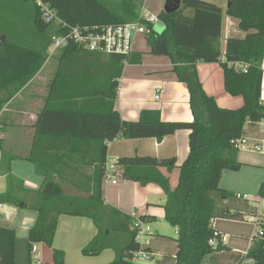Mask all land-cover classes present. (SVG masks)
Returning a JSON list of instances; mask_svg holds the SVG:
<instances>
[{
	"label": "trees",
	"instance_id": "trees-1",
	"mask_svg": "<svg viewBox=\"0 0 264 264\" xmlns=\"http://www.w3.org/2000/svg\"><path fill=\"white\" fill-rule=\"evenodd\" d=\"M58 17L70 26L119 25L138 17V0H46ZM189 15H185V11ZM226 15L237 22L242 38H228L221 48L222 10L202 0H182L179 10L158 15L163 24L153 26L146 36L149 53L166 56L179 82L189 93L193 115L190 123L165 122L159 111L143 110L136 121L121 120L114 108L118 79L123 66L140 64L141 55L106 56L69 45L58 52L59 67L45 104L39 111L31 151L23 157L32 163L42 183L37 191H27L10 174L6 162L8 190L0 194V205L10 204L37 214L28 231L29 247L41 244L52 248L60 216L87 218L96 228L95 237L81 250L83 256L114 252L107 264H135L133 254L134 219L109 207L102 193L107 144L116 138L158 141L179 130L189 131V153L179 168L177 185L158 170L168 171L175 160L152 157L122 158L116 161L124 180L141 186L154 184L165 196L164 220L177 228L175 264H203L206 257L230 250L213 238L212 220L241 221L248 214L247 201L219 187L225 171L237 172L238 150L232 141L243 137L244 127L264 119L261 85L264 78V0H230ZM49 26L40 21L34 0H0V114L7 102L28 84L48 59ZM106 60V61H105ZM107 68L104 85L92 78L95 66ZM198 63H217L223 71V88L231 97H241L238 109L220 108L206 95L198 79ZM234 64L247 65L246 72ZM87 70L89 72L86 77ZM83 84H88L87 90ZM1 130V129H0ZM1 142V140H0ZM3 157V156H2ZM73 194H67L65 187ZM257 195L264 198V179ZM236 202V203H234ZM233 207L234 209H232ZM139 220L146 221L145 217ZM151 219V218H150ZM15 232L0 226V264H15ZM247 257L264 264V250L254 245ZM242 255L231 252V263ZM51 264H64V253L53 250Z\"/></svg>",
	"mask_w": 264,
	"mask_h": 264
},
{
	"label": "crops",
	"instance_id": "crops-1",
	"mask_svg": "<svg viewBox=\"0 0 264 264\" xmlns=\"http://www.w3.org/2000/svg\"><path fill=\"white\" fill-rule=\"evenodd\" d=\"M202 1L216 5L211 0ZM217 7L222 10L220 44L221 48H223L229 36L234 35L236 38H242L244 35L240 33L235 23L236 21L226 15L227 5L224 9L220 6ZM137 37L135 38L134 45ZM58 52L53 56L48 55V59L38 74L17 92L1 111L0 129H3L1 119L4 118L5 121L21 126L19 133L24 134V137L23 140L20 139L19 143L14 142L15 144L12 146L9 143V145L6 146L5 134L0 133V194H4L8 190L6 162L1 159L4 157L7 159L6 154L8 153L16 157L10 162V174L12 177L20 181L23 188L27 191H37L41 186V176L39 177L38 174V177L36 176L33 172L34 167L32 168V163L25 160L23 157L28 155L31 151L34 128L37 126L36 121L39 117L38 114L45 104L49 86L59 67L60 61ZM145 53H149L148 47ZM137 54L141 55L138 51L133 50L131 55H133L132 57L134 58ZM95 68L96 72L93 73L92 78L96 80V85L93 86H97L100 83L104 85V80H107V68L103 63L97 64ZM172 70L173 66L168 58L158 57L146 59L141 55L140 64L126 63L118 79L114 102V108L119 113L121 120L133 122L138 120L141 111L155 110L159 111L161 119L165 122H192L193 115L189 105L188 90L183 83L178 81ZM262 70L264 72V60L262 62ZM196 71L204 93L213 97L220 108L238 109L242 106L243 101L241 97H231L224 91L223 71L219 64L198 63L196 65ZM89 72L91 73V70H87L86 77L84 78H88ZM83 86H85L84 89L87 90L88 84H83ZM261 102L264 106V78L261 85ZM243 137L247 138L252 143L262 141L263 134L261 123L246 125L244 127ZM22 143H25V146H23ZM14 152L16 154H14ZM188 153L189 131L179 130L172 135L164 137L160 141L154 138L131 140L116 138L107 144L106 161H117L122 158H132L136 156L152 157L157 160L174 159L175 164L171 171H168L165 167L158 169L163 176L169 179L170 187L174 189L178 181L179 168L186 160ZM261 167L264 169V165ZM33 173L35 175H33ZM65 191L70 195L74 193L73 189L69 186L65 187ZM102 193L103 199L109 207L118 210L134 220L139 217H145L146 221L144 222L150 226L151 230L152 223H156L159 219L164 220L163 205L165 203V196L161 189L154 184L141 186L136 182L124 180L119 170V175L116 176V184L112 185L104 181L102 182ZM36 218L37 214L31 210L20 209L10 204H4L0 207V226L10 228L15 232V264H32L33 260L36 261L37 264H51L54 249L64 253V264H66L69 246L67 244H58L60 238L65 241L73 240L74 238L78 240L82 239V241H80L81 243H78V240L75 241V243H78L77 247L81 248L83 247L81 245H86L96 235V228L90 219L78 217H66V219L60 216L58 218V225L52 248H48L41 244H35L36 258H34V255H32L30 251L27 235L28 231L34 225ZM86 219L89 220L92 225H89L90 223H88ZM236 221L237 220H216L215 230L221 236H226L225 245L228 248L234 252H243L247 249L248 243L245 244L243 248H237L233 246L234 241L232 239H227L229 235L232 236L240 233L238 228L231 227L227 233L220 230L223 225L228 223L236 225ZM61 224H63L64 231L60 230ZM71 225L73 228L70 227ZM76 228L83 232L80 234H73ZM247 229L250 234L251 228L248 225ZM249 234L246 236L244 235L246 241L248 240ZM147 249L153 254L156 264H175L174 257L177 251V245L175 253L172 256L164 254V252H155L156 250L150 245L147 246ZM108 252L113 251L106 250L102 252L98 258H101ZM109 257H111V254L108 253L107 258ZM113 259L111 258L110 262ZM107 263L104 262L102 264Z\"/></svg>",
	"mask_w": 264,
	"mask_h": 264
},
{
	"label": "built area",
	"instance_id": "built-area-1",
	"mask_svg": "<svg viewBox=\"0 0 264 264\" xmlns=\"http://www.w3.org/2000/svg\"><path fill=\"white\" fill-rule=\"evenodd\" d=\"M39 10L40 21L49 26H55V35L50 36L51 42L48 55L53 56L69 45H74L87 52L106 56L129 57L133 52L135 38L139 35H149L150 29L147 25L153 26L159 21L158 15L152 13L142 0L138 6V17L134 22L119 25H75L70 26L64 23L57 15V12L46 0H34ZM234 67L242 72H246L247 65L234 64ZM157 98V97H156ZM263 140L250 142L242 137L232 141V146L236 150H246L264 154V119L260 122ZM119 175V168L116 161H106L104 165L103 181L109 184H116V176ZM238 199L247 201L250 205L249 213L241 222L251 228L248 237V247L243 252L242 259L238 264H255V259L247 257L248 251L254 245H260L264 250V198L256 196L248 198L246 195H237ZM1 207V205H0ZM216 220L211 221L213 228V238L208 241L210 247H215L217 241L225 244L226 236H221L215 230ZM134 231V241L139 246L137 252L133 254L132 261L135 264H156L153 254L147 249L149 239L152 237L150 226L142 220L135 219L132 223ZM177 234V228H175ZM31 254L36 258V247L30 248Z\"/></svg>",
	"mask_w": 264,
	"mask_h": 264
},
{
	"label": "rangeland",
	"instance_id": "rangeland-1",
	"mask_svg": "<svg viewBox=\"0 0 264 264\" xmlns=\"http://www.w3.org/2000/svg\"><path fill=\"white\" fill-rule=\"evenodd\" d=\"M142 0H138L140 3ZM213 1L217 6H220L221 8H225L227 5V0H211ZM146 7L154 14H159L164 7L165 0H145ZM189 11H185L184 14L189 15ZM158 23V22H157ZM237 25V22H235ZM156 23L153 25L155 26ZM163 27V26H162ZM239 29V28H238ZM155 31V30H154ZM240 31V30H239ZM159 32V31H156ZM240 33H242L240 31ZM47 34L49 36L55 35V26L51 27ZM225 34V33H224ZM242 36V35H241ZM229 38H236L234 35L229 36ZM241 38V37H239ZM133 50L138 51L141 53L143 58H167L166 56H154L150 53H145L147 50V42H146V36L145 35H139L136 39L135 45ZM1 124L3 126V129L0 130L1 134H5V143L6 146L10 145L12 146L15 144L14 142H20V139L23 140L24 134H20L21 126L14 125L12 122L5 121L4 118L1 119ZM6 124V125H5ZM6 126V127H5ZM23 146H25V143H22ZM9 154V155H8ZM6 154L7 157H15V155L8 153ZM14 154H16L14 152ZM238 157V158H237ZM234 159L241 164V168L237 172L232 171H225L220 183L219 187L222 189H225L228 192L233 193V195L237 196H243L246 195L248 198H255L257 196V191L259 188L260 183L264 179V169L261 167L264 165V154H260L259 152H250L243 149H240L237 151V153L234 155ZM34 166L32 165V168ZM35 173V170H33ZM33 173V175H35ZM37 176V174H36ZM38 177V176H37ZM40 177V176H39ZM42 181V179H40ZM238 201H244V200H238ZM236 203V202H234ZM234 209L233 207H231ZM68 216H63V218H66ZM73 218V217H68ZM67 219V218H66ZM89 225H92L89 220L86 219ZM64 223V222H62ZM152 233L153 236L149 239V245L156 250L155 252H164V254H167L169 256H172L175 253L176 249V238L177 234L175 233V229L169 225L165 220L159 219V221H156V223H152ZM60 230L64 231L63 224L60 226ZM73 228V226H70ZM93 227V226H91ZM231 227L238 228V231L240 233L235 235H229L228 240L232 239L234 241L233 246L235 247H241L243 248L245 244L248 243V240L246 241L244 238V235H248L249 231L247 229V225L245 223L236 221V225H231V223L225 224L221 227L222 232H228V230ZM73 234H80L83 231L78 230L77 228L75 231H73ZM244 233V234H243ZM78 239L74 238L73 240L65 241L62 238L58 240V244H67L68 247V253H67V259L66 264H102L110 262L111 258L113 259L114 253L108 252L111 254V257L107 258L108 253H105L101 258H98V256H83L81 253V250L86 245H81L83 247H77L78 243H81V240H78V243H75ZM83 244V243H82ZM244 250V249H241ZM231 252L232 250H226L222 253H214L208 257L205 258L203 264H229L231 263ZM113 253V254H112ZM32 264H37L36 261H32ZM145 264V263H140Z\"/></svg>",
	"mask_w": 264,
	"mask_h": 264
},
{
	"label": "water",
	"instance_id": "water-1",
	"mask_svg": "<svg viewBox=\"0 0 264 264\" xmlns=\"http://www.w3.org/2000/svg\"><path fill=\"white\" fill-rule=\"evenodd\" d=\"M230 0H228L229 2ZM181 3H182V0H165V4H164V7H163V11L166 13V14H170V13H173L177 10H179L180 6H181ZM227 7H228V4H227ZM162 23L161 22H158L155 26H154V30L155 32L156 31H159L157 33H160L162 32V30L164 29V26L162 27ZM38 121H39V117L37 118V121H36V125L38 124Z\"/></svg>",
	"mask_w": 264,
	"mask_h": 264
}]
</instances>
